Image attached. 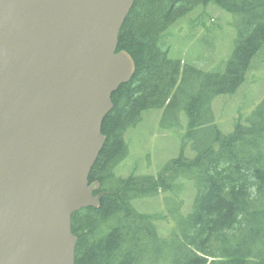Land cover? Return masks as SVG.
I'll return each mask as SVG.
<instances>
[{
  "label": "trees",
  "instance_id": "obj_1",
  "mask_svg": "<svg viewBox=\"0 0 264 264\" xmlns=\"http://www.w3.org/2000/svg\"><path fill=\"white\" fill-rule=\"evenodd\" d=\"M209 4L239 18L235 47L222 71L172 59L164 47L170 27ZM121 49L136 70L113 92L102 123L106 139L89 174V182H100V205L71 216L74 264H158L164 257L168 264H264V98L227 134L214 123L211 107L216 97L240 88L264 51V0H135L118 35ZM162 108L163 120L185 112V141L205 133L187 144L194 155L183 150L157 175L117 176L114 169L129 154L127 130L141 122L143 112ZM175 124L176 118L170 120ZM192 190L185 214L174 218L168 211L175 222L163 238L158 223L167 216L136 205L163 194L166 206L168 194L186 198Z\"/></svg>",
  "mask_w": 264,
  "mask_h": 264
},
{
  "label": "water",
  "instance_id": "obj_2",
  "mask_svg": "<svg viewBox=\"0 0 264 264\" xmlns=\"http://www.w3.org/2000/svg\"><path fill=\"white\" fill-rule=\"evenodd\" d=\"M134 1L0 0V264L75 263L71 216L100 205L102 123L136 70L117 51Z\"/></svg>",
  "mask_w": 264,
  "mask_h": 264
},
{
  "label": "rangeland",
  "instance_id": "obj_3",
  "mask_svg": "<svg viewBox=\"0 0 264 264\" xmlns=\"http://www.w3.org/2000/svg\"><path fill=\"white\" fill-rule=\"evenodd\" d=\"M238 21L237 16L214 4L205 8L198 7L170 27L164 35V47L169 49L168 55L172 59H180L202 71H222L235 47ZM262 54L264 51L253 60L246 81L234 94L218 96L212 102L214 123L225 134L233 130L236 122L244 123L246 117L264 98ZM164 113L163 108L145 111L141 122L127 130L125 140L129 145V154L114 169L117 176L126 177L131 172L135 175H157L170 159L178 157L183 150L188 157L194 155L192 151L189 152L187 144L190 146L194 140L201 141L205 133L199 131L193 139L185 141L184 136L188 128L185 112L180 110L177 114H167L163 120ZM174 118L178 120V124L173 127L169 122ZM174 194H168L170 199L166 200V206L163 194L151 200L136 201L141 211H160L162 215L167 216V220L158 223L159 235L162 238L167 236L175 222L168 215V211H173L174 218H178L187 212L192 203L190 199L194 198L193 190L190 196H186L187 201L190 200L188 203L182 193ZM181 200L187 204L184 206L182 203L178 210L174 211ZM158 264H168L167 257L161 258Z\"/></svg>",
  "mask_w": 264,
  "mask_h": 264
}]
</instances>
